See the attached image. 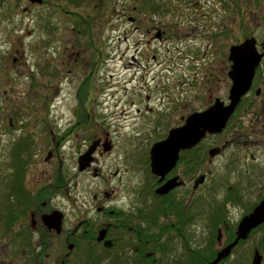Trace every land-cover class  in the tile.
Instances as JSON below:
<instances>
[{"label": "flooded vegetation", "instance_id": "flooded-vegetation-1", "mask_svg": "<svg viewBox=\"0 0 264 264\" xmlns=\"http://www.w3.org/2000/svg\"><path fill=\"white\" fill-rule=\"evenodd\" d=\"M202 1L206 3L208 0H134L129 20L134 31L141 29L143 32L123 36L125 40L128 36H133L137 43L134 54L123 62L121 67L129 72V79L122 81L119 80V73L114 70L115 63L127 56V52L117 51L121 50L123 42L120 41L116 45L107 43V38L112 35L94 33L93 29L96 24L108 21L103 17L108 11L99 10L97 15L93 13L92 17L81 19L91 25L93 32H80L74 35L76 42L72 43L70 40L68 69L63 65L64 60L59 62L58 59H52L49 65L50 83L53 88L51 105L55 106L60 96L67 98V95H70V120L74 124L68 136L72 135L75 128L80 127L84 134L85 131H91L93 139L86 145L85 151L78 152L74 173L66 169L60 153L61 141L56 140L44 160L55 165L57 163V172L49 179L44 171V176L38 179L33 187L28 184L24 174L26 179L24 178L23 198L20 199L22 194L20 198L16 194L12 195L19 199L18 206L20 203H30L29 209H24L25 206L22 205L24 207L6 210L4 214V211H0L4 234L1 243L6 252L0 264H190L193 259L198 260L201 249L218 248L219 251L228 244L224 235L233 230L235 223L229 209L230 204L243 202L246 198L251 200L243 210V217L264 200V173L260 171L264 168V57L256 69L250 89L240 99L226 128L221 133L208 134L205 138L217 137L218 140L213 144L220 145L221 152L211 158L209 149L212 146H202L204 139L194 147L181 150L176 165L162 180L151 171L150 151L156 142L165 139L172 129L185 125L191 114L208 109L216 99L220 98L225 105L231 102V73L234 61L229 58V53L226 69L228 94L211 97L205 106L201 105V102L198 105L191 103V100H198L200 89L187 101L186 91L181 95H173L170 84L161 79L162 71L171 64H178L180 58L177 50L170 55V43L180 41L181 37L171 26L198 25V17L201 16L198 10ZM220 1L228 10H235V6L243 10L242 0ZM101 2L103 1L100 0L99 5H103ZM97 7L95 3L94 11ZM242 12V18L238 12H235V16L243 20L246 13ZM176 16L181 19L177 20ZM263 43L264 40L258 41L260 52H263ZM54 47L52 46V49ZM154 48H157L156 52H153ZM160 52H165L166 55L160 56ZM151 61L155 63L150 64ZM158 68L160 69L157 76L160 79L154 82L155 86L152 87V81L157 78L152 72ZM210 70L206 72V78L213 74ZM68 87L71 88L70 91L67 90ZM213 89L210 92H213ZM61 105L65 106L64 103ZM132 121V125L127 124ZM241 132L246 135L242 140L236 136ZM123 134L154 139L140 165L148 173L147 191L141 189L133 200L126 203L123 197L116 194L117 187L109 186L102 192L94 193L92 201L87 202L89 205L81 211V218L71 223L69 214L66 210L59 209L55 198L61 196L74 178L90 172L94 177L105 181H108L111 175L122 180L119 168L106 177V172L98 167V164L101 157L110 158L118 153L112 137ZM258 134L260 138L257 141L248 140V137ZM64 137L65 135L61 136L62 139ZM31 138L30 133L24 136L18 149H22L19 151L23 154L28 153L23 156L26 160L25 166L34 168V158L41 149ZM92 146L95 149L92 154L93 161L90 166L81 170L80 157ZM202 147L208 155H204L203 164ZM227 150L232 151L227 154L228 160L236 155L239 160L242 159L238 175L239 179L240 175L243 179L240 183L228 186L224 193L220 194L222 199L212 195L211 190L210 197L204 200L201 197V189L212 175L211 170L205 172V166L210 164L211 160L226 154ZM233 166L234 161L229 163V167ZM202 174H206L205 182L197 186L196 182ZM174 178V183L178 184L168 193L161 195L156 192L160 186ZM40 195L46 197L38 201ZM54 210L63 213L60 230L50 228L45 222V216ZM202 217L206 218V227L211 233L208 237L205 236L204 241L195 229L198 219ZM216 229L218 235L221 233L220 240L217 235V245L212 243V233ZM102 232H105V236L100 240ZM107 240H111L112 246H106Z\"/></svg>", "mask_w": 264, "mask_h": 264}, {"label": "rangeland", "instance_id": "rangeland-1", "mask_svg": "<svg viewBox=\"0 0 264 264\" xmlns=\"http://www.w3.org/2000/svg\"><path fill=\"white\" fill-rule=\"evenodd\" d=\"M101 1H103L101 2L103 5H99L100 0H87L77 6L70 0H43L42 3H32L29 0H0V211L3 208V214L7 210L3 207L5 201L12 200V202H16V205L20 202L8 192L9 184L13 182V177L18 169V166L14 164L15 149H18L15 145H20L24 136L30 133L31 139L41 149V152L37 153L34 158V168L24 166V174L31 187L44 176V171L49 179L52 174L57 172L58 164L56 162L55 165L44 160L56 140L61 141V157L70 173L76 171L75 160L78 152L85 151L86 145L92 142V132L85 131L84 134L80 127L75 128L72 135L68 136L70 128L74 124L70 120L69 108L72 104L70 95H67V98L60 96L59 101H56L58 103H55V106L51 105L53 88L50 83L51 69L49 65L52 63V59H58L59 62L64 60L63 65L65 69H68L67 56L71 48L70 40L72 43L76 42L74 35L80 32L90 33L85 22L82 21L83 25L77 23L79 19L92 17L93 13L97 15L99 10L108 11L106 15H103L108 21L96 24L93 27L94 33L112 35L110 38L106 37L109 40L105 38L107 43L116 45L120 41L123 42L121 50L117 51L123 50L127 52V56L122 61L115 63L114 72L119 73L120 81L129 79V72L124 71L121 67L124 65L123 62H126L134 54L137 42L133 36H128L126 40L123 36L143 32L141 29L134 31L129 20L130 8L134 0ZM242 2L243 11L246 13L243 20L235 16L234 9L228 10L223 7L222 1L208 0L206 3L202 1L198 10L201 14L198 17L200 20L198 25L171 26L172 30L181 37H179L180 41L170 43V55L172 56L173 52L177 50L180 58H178V64H171L170 67L162 71L161 79L170 84L173 95H181L186 91V98L189 101L188 98L196 93L197 89H200L201 95L198 100H191V103L198 105L201 102V105L204 104V106L205 103L208 104L211 97L227 96L226 69L230 46L251 35H255L258 41L264 40V0H260L259 4L255 0H242ZM95 3L98 7L94 11ZM176 19L180 20L181 17L176 16ZM52 46L56 48L52 49ZM156 50L157 48H154L153 52ZM163 51H165V47H163ZM161 55H166V53L160 52ZM154 63L155 61H151L150 64ZM159 69H155L152 74L157 76ZM209 70L213 74L206 78L205 74ZM159 79L160 77L157 76L155 81H152V87L155 86L154 82H158ZM136 85L138 86V84ZM212 88L215 92H210ZM70 89L67 88L68 91ZM62 103L65 106L61 105ZM57 105L59 106L57 107ZM60 107L64 110H59ZM130 123L132 125L133 121L127 124ZM129 130L127 129V131ZM64 135L65 137L62 139L61 136ZM236 136L241 140L246 137L242 132ZM258 138H260L259 134L255 137H248V140L257 141ZM112 139L117 145L118 153L113 154L110 158L101 157L98 167L106 172V177L119 168L123 179L120 180L117 176L111 175V178L105 181L102 178L94 177L92 172L74 178L61 193V196L55 198V203L60 206L59 209L66 210L69 214L71 223L81 218V211H84L85 207L89 205L87 202L92 201L94 193L102 192L109 186H116V194L123 197L126 203L133 200L141 189H144V192L148 189V173L140 165H142L141 161L145 152L154 140L153 137L123 134L114 136ZM215 140L218 138L208 137L202 142V146L213 147ZM227 151L226 154L211 160V163L205 166V172L211 170L212 175L201 189V197L204 200L210 197L211 190L212 195L217 199H222L220 194L224 193L228 186L236 182L240 183V180L243 179L242 175H240V179L238 175L242 159L239 160V156L236 155L228 160L227 154L232 151ZM27 154L26 152L23 155ZM206 158L208 160V157ZM232 161H234V166L231 168L229 163ZM260 171L264 173V168H261ZM107 182H111V185ZM22 198L23 196L20 199ZM250 201L246 198L243 199V202L236 201L230 204L229 209L232 211L234 222L241 219L243 210ZM29 204L20 203L18 207H28ZM195 229L198 231V235L202 236V241L205 236L211 235L206 227L205 217L198 219ZM263 237L264 228L254 233L232 253L228 261L222 264H251L254 250L263 244ZM2 239H4V234L0 222V260L6 256L1 243ZM261 253L264 256L262 251ZM262 264H264V259Z\"/></svg>", "mask_w": 264, "mask_h": 264}, {"label": "water", "instance_id": "water-1", "mask_svg": "<svg viewBox=\"0 0 264 264\" xmlns=\"http://www.w3.org/2000/svg\"><path fill=\"white\" fill-rule=\"evenodd\" d=\"M32 3H42L43 0H29ZM264 57V43L263 52L258 48V40L256 36L252 35L241 43L233 44L229 48V58L234 61L232 77L233 85L230 90V104L225 105L220 98L216 99L215 103L208 109L202 112L191 114L186 121V124L174 128L169 135L156 142L150 151L151 171L154 175L164 178L177 163L181 150L188 149L199 144L208 134H217L223 132L226 128L228 120L235 110L237 104L243 95L247 93L252 85V81L259 67L262 58ZM92 146L88 152L81 155L79 164L80 169L84 170L91 165L93 161L92 154L94 152ZM222 147L215 146L209 150L211 158L218 155ZM206 174H202L196 185L204 183ZM175 178L169 180L167 183L160 186L156 192L158 194H166L171 188L178 183H174ZM63 213L60 210H54L45 216L46 224L52 228L60 230L62 226ZM264 223V200L260 201L256 207L247 215L243 216L236 228V236L233 241L222 247L216 258L210 263L219 264L222 260L232 254L233 249L239 244L241 240H246L251 232ZM105 232H102L99 239L102 240ZM219 240L221 233H219ZM106 246H112L111 240L105 242ZM263 255L259 248H255L251 264H262Z\"/></svg>", "mask_w": 264, "mask_h": 264}, {"label": "trees", "instance_id": "trees-1", "mask_svg": "<svg viewBox=\"0 0 264 264\" xmlns=\"http://www.w3.org/2000/svg\"><path fill=\"white\" fill-rule=\"evenodd\" d=\"M70 1L74 2L77 6H79L84 1L86 2L87 0H70ZM259 1L260 0H255V2L257 4H259ZM226 5L228 7H230L227 2H226ZM242 11H243L242 8H240V7L238 8V7L235 6V12L239 13L240 18H242V15H243ZM77 23L83 25V23H82V21L80 19L77 21ZM85 25L89 29L88 31L92 32V29H91L92 27L89 24H85ZM47 74H49V72H47ZM20 145H22V144H20ZM20 145L16 144L15 146L19 147ZM201 145H202V143H201ZM15 151H16V159H15L14 164L18 166V169H17L16 175L13 177V179H14L13 182H11L9 184V192L8 193L16 194L19 197L22 194L23 189H24V178H25V176H24L25 167L24 166H25V161L26 160L23 157L24 156L23 153L20 152L19 149H15ZM205 151H206V149L204 147H202V152H203V154H202V157H203L202 164L204 163V155L205 156L207 155V151L206 152ZM148 162H149V160H148ZM22 196H23V194H22ZM45 197H46L45 195H40L39 198H38V201H41L42 198H45ZM3 207H5V209H7V210H15V209H19L20 208V207H18V205H16V202H14V201L12 202V200L5 201L4 204H3ZM251 207H253V205ZM28 208L29 207H27V206L24 207V209H28ZM1 211H4V209L2 208ZM217 216H218V213H217ZM237 223L238 222L234 223V228H233L232 231H228L227 233H225L224 237H225V241L227 243H229L230 241H232L235 238V236H236L235 232H236ZM263 228H264V223L261 224L258 228L254 229L251 232L249 238L254 233H256L257 231H259V230H261ZM217 235H218V232H217V229H216L212 233V243L216 244V245H217V240H216ZM248 239L241 240L239 242V244L234 248L233 252H235L239 248V246L242 245L243 243H245ZM259 249H260V251H262L264 253V237H263V244L260 245ZM217 251H218V248H213V249H211L209 251H206L205 249H201V254H200L198 260H194L193 259L192 263H190V264H206V263H210L211 261H213L215 259L216 255L218 253ZM228 258H226L223 261H221L220 264L224 263L225 261H228Z\"/></svg>", "mask_w": 264, "mask_h": 264}]
</instances>
